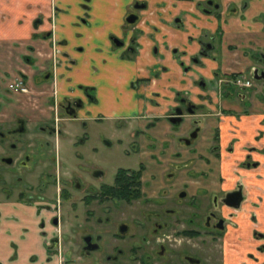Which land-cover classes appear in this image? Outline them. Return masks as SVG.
Masks as SVG:
<instances>
[{
	"label": "flooded vegetation",
	"instance_id": "1",
	"mask_svg": "<svg viewBox=\"0 0 264 264\" xmlns=\"http://www.w3.org/2000/svg\"><path fill=\"white\" fill-rule=\"evenodd\" d=\"M179 1L194 5V9L183 11L177 18L184 29L186 19L195 22L191 28L194 32L200 22L207 25L203 31L198 30L199 34L189 30L187 38L196 43L195 53L189 49L174 50L182 83L191 88L174 90L173 96L160 92L162 71L170 70L159 66L154 72L151 70L148 78L140 77L130 83L126 96L136 100V109L130 111V116L119 115L121 103L107 95L109 101L104 88L108 84L104 81L92 79L91 86L80 84L72 88L71 95L59 94L60 55H70L59 49L61 43L56 45L55 7L47 19L52 27L47 37L53 40L48 54L50 64L42 66V73L32 81L25 70L10 78L8 70L15 68L12 62H8V69L0 68V206L37 205L39 214L44 215L41 233L50 237L49 249L57 255L58 264H73L65 258V242L69 244L67 252L75 258L74 264H264V124L254 126V137L249 139L241 132L240 139L234 136L224 144L223 129L217 125L211 132L202 121L211 111V104L219 103L207 94L216 82L226 85L221 96L244 99L259 93V99L264 98V0ZM84 8L87 13L83 14L89 18L90 5ZM146 9L145 0L134 2L125 26H136V31L148 25V19L141 17ZM135 19L134 23L129 22ZM47 20H35L34 28L43 27ZM132 39L135 41V36ZM113 41L115 48L125 47L124 40ZM136 51L132 44L125 56L136 58ZM36 61L34 58L29 62L32 70L39 65ZM70 63L77 61L71 59ZM112 75L111 80L117 78ZM42 77L53 89L49 95L41 92L51 101L53 112L45 122H32L12 106L18 96L31 104L36 101L40 92H35V88L39 90ZM101 89L103 98L111 103L109 117L118 116L124 122L123 129L134 139L126 156L149 148V161L137 169H119L113 183L108 184L102 161H87L81 156L74 164L66 165V178L59 174L55 178L52 172L57 169L53 171V165L57 168L59 158H51L44 148L54 145L58 149L64 142L70 147L86 146L89 138L74 140L77 137L72 136L73 124L80 123L86 132L91 125L88 122L103 123L105 112L98 98ZM209 99L213 100L211 104ZM258 104L257 109L262 110ZM226 105L220 104L229 109L227 116L236 120L234 111L238 109L231 110ZM155 107L157 111L152 112ZM239 113L243 114L242 120L259 117ZM138 120L146 122L142 129H131ZM158 126L165 131L156 132L160 148L159 143H136ZM184 134L187 136L181 137ZM208 134L217 143L213 148L200 144L210 140ZM167 135L173 137L172 141L166 139ZM104 143L109 148L113 146L108 139ZM167 146H175L179 152L172 154L169 148L164 149ZM158 149L160 159L154 155ZM174 155L177 163L170 160ZM54 191L55 197L49 196ZM66 201L72 207L73 242L63 233L62 208ZM118 242H123L125 248H119Z\"/></svg>",
	"mask_w": 264,
	"mask_h": 264
},
{
	"label": "crops",
	"instance_id": "2",
	"mask_svg": "<svg viewBox=\"0 0 264 264\" xmlns=\"http://www.w3.org/2000/svg\"><path fill=\"white\" fill-rule=\"evenodd\" d=\"M136 1L138 0H101L100 14L96 13V16L93 14L91 20L100 21L101 28L89 31L85 37V42H90L91 54L80 62L71 64L70 60L76 58L75 49L68 43V39L71 40L74 35L71 31L74 24L69 16L74 0H9L8 2L0 0V11L8 13L10 17L6 24L0 22L3 59L15 64V68H9L8 72L13 76L25 70L24 72L35 75L38 72L31 70L32 68L27 65L34 58L41 59L40 68L50 64L48 54L52 50L53 40L48 39L44 26L39 29L34 28V22L51 18L55 7L56 45L61 43L59 49L70 55L69 58L60 55L62 63L58 68L59 83L57 84L59 94L71 95L77 85L91 86L92 79L100 80L103 76L104 82L108 84L104 86L106 96L110 95V98L116 99L118 89L120 92H126L132 81L140 77L148 78L151 70L154 72L159 66L170 70L162 71L158 85L160 92L173 96L174 90L187 91L191 85H183L181 67L173 54L176 48L182 51L189 49L188 51L192 53L197 51L196 43L189 42L187 38L195 22L186 19L187 27L184 29L177 21L183 11L194 9V5L179 0H145L147 9L141 12V17L148 19V25L137 26L138 29L135 31L136 26L135 28L125 26V20L130 6ZM90 8L91 12L92 7ZM206 27L204 22H200L198 30L203 31ZM198 30L191 32L199 34ZM6 34L8 37H5ZM134 36L135 41L132 39ZM113 38L124 40L125 47L115 48ZM19 44H24L26 48L12 55L13 50L21 49L22 46ZM132 44L138 50L135 53L136 58L125 56V50ZM27 47L32 51L28 52ZM39 50L44 53L45 58L37 57ZM112 74L117 75V78H114V82H109L111 76L113 77ZM36 91L38 89H35ZM38 94L36 101L32 104L26 102L19 112L32 122H45L53 112L52 104L50 105L51 101H48L47 96L42 95L41 92ZM152 110V112L157 111L156 107ZM42 216L44 217L39 214L37 205L12 203L0 206V264L59 263L57 255L49 249L50 237L41 233ZM49 231H52L51 228Z\"/></svg>",
	"mask_w": 264,
	"mask_h": 264
},
{
	"label": "rangeland",
	"instance_id": "3",
	"mask_svg": "<svg viewBox=\"0 0 264 264\" xmlns=\"http://www.w3.org/2000/svg\"><path fill=\"white\" fill-rule=\"evenodd\" d=\"M4 1L8 2L9 0H4ZM88 1L89 0H79V1L74 0L73 8L69 12L70 13L69 14L70 21L73 22V24H74V26L71 27V31L74 35H73L71 40L68 39V43H69V46H72L73 49H75L74 55L76 56V58L74 57V60L77 62H80L81 60L85 59L89 54H91V52L89 50L90 42H88V43L85 42V37L87 36L88 32L93 31V30L95 31V30H98L101 28L100 21H91L93 18V14H94V16H96V13L100 14V9L102 8L101 0H91L89 2ZM87 5H88V7H89V5H90V7H92L91 13L89 14V18H87L86 16H83V13H87V12H85V8H84ZM59 17H61V16H59ZM7 20H10L8 13H6L4 11H0V22L2 24H5L7 22ZM44 27H45V31H50L52 28L51 22L49 20H47V22H45V24H44ZM5 37H8L7 34ZM24 44H19L22 46L21 49L20 50L18 49L17 51H16V49H15V51L13 50L12 55L17 54V52H21L22 49L24 50V48H26V46ZM85 45H87V46H85ZM2 48H3V46H2V44H0V68L8 69V65H11V64H9L8 62L5 63V61L3 59V50L4 49H2ZM27 49H28L27 50L28 52L32 51L28 47H27ZM88 50H89V52H87ZM37 53H38L37 56H41V58L44 57V53L42 51L39 50ZM40 60L41 59H37V65L39 63L38 66L41 65V63L39 62ZM23 63L25 64L27 62H23ZM27 65H29V63ZM30 66H31V64H30ZM38 66L36 67V69L33 68V70L35 72H38V73H35V75H32L31 72L28 73L29 74L28 76L30 78H32V81L34 80V78H33L34 76L40 75L43 71V69H41V68L39 69ZM17 75H22V73L14 74L10 78L17 76ZM29 77H27V78H29ZM111 79H109V82H114V80H111ZM100 80L104 81L103 76L100 77ZM41 83L42 84L40 85V88H39L40 91L38 90L37 92H45L46 95L52 94V92H53L52 87L47 85V83L44 82L43 77L41 79ZM217 83L218 82H216L215 84L210 86V88L208 89V92L206 91L207 94L214 97L215 102H219V103L217 105H213V104H211L212 99H209V102L213 107L211 108V111L208 112L205 119L202 120L204 122L205 128H207L208 130H211V132H212L213 127H215L217 125L220 126L223 129V133H222L221 138L223 139L222 142L224 144H227L230 140L234 139L233 138L234 136H237L238 137L237 139H240L242 137V135H245L249 139L254 137V133H255L254 126L256 124H259V123L264 124V119L262 120V118H263L262 116H264V98L259 99V97H258V96H260L259 93L251 94V95L245 97L244 99L227 98V97H224L223 95L221 96V94L224 93L226 90L224 88L226 86L225 83H223L222 85L217 84ZM33 86H34V84H33ZM37 86L39 87L38 84H37ZM34 88H35V86H34ZM263 91H264V89H263ZM100 92H101V96H100V94L98 96V98L100 99V105L99 106L105 112L104 115H102L104 117L103 123L99 125V124H95L94 122H88V124H91V125L86 130V132H84V128H82L80 123H74L73 124L72 136L77 137L74 140L77 142L83 137L89 138L86 146H84V147L83 146H75V147L71 146L70 147V143L64 142L61 144L60 148H58V149L54 145L51 146L50 148L49 147L44 148L43 151L48 153V155L51 158H57V159L59 158L58 159L59 162L57 163L59 165L57 166V168L53 165V171H55L57 169L56 172H52L53 176L55 178L57 176H59V177L61 176L62 178H66L67 177L66 173L68 172L66 165L68 166L69 163L74 164L75 159H77V157H81V156L83 158H85L87 161H93V160L102 161L101 166L103 167V169L107 173L106 178L104 180L108 184L113 183L114 178H115V174L119 169H137L139 167V164L147 163L149 161V156H151L149 154V151H150L149 148H147V150H145L142 153H139V154L138 153H132L131 156H126V151H128L130 149V147H131L130 145L134 141V139L131 138L129 136V134L123 129V123L124 122H121V120H118L117 119L118 116L109 117L108 114L112 112V110L110 109L111 103L109 102V101H111V99H109V97L106 96L109 99V101H107L106 99H104L105 94L103 93L102 89L100 90ZM116 95H117L116 99H118V103L119 104L121 103V105H120L121 108H119L120 112H118L119 115H123L124 117L130 116V114H131L130 111L133 110V112H134V110L136 109V100L133 98H127L126 92L125 91L120 92V89H118V92H116ZM262 96L264 97V92H262ZM242 100H244V101H242ZM3 101L5 102V100H3ZM232 101H233V103H232ZM26 102H29V101L25 97H21V96L14 97V104H13L12 108H14L15 110H18V112H19V111H21L20 109L23 107V104ZM259 102L263 106L262 110L257 109L260 106L258 104ZM222 103H228V105H226L225 107L230 108L231 110L233 109V107L238 109V111H234V113H236L238 115L237 117L235 116L236 120L227 116L226 112L229 109H224V106L221 107L220 104H222ZM7 105L9 106V103L6 104L5 106H7ZM240 109H243V110L239 111ZM9 110L10 109L5 110L6 111L5 113L7 114ZM239 112L251 113L252 116L258 115L259 117H258V120H254V121L251 118H247L246 120H242L240 118L243 114H240ZM171 113H172V110H171ZM233 115H235V114H233ZM49 116H51V114H49ZM232 117H234V116H232ZM220 118L222 120H223V118H225V121L221 122ZM259 118H260V120H259ZM188 119L190 120L192 118H188ZM195 119H197V118H195ZM144 123H146L144 120L135 121L134 127H132L131 129H133V130L140 129ZM161 124L166 125L165 122H162ZM191 124L192 123L190 122L189 126H188V123H186L185 125L188 126L189 129L191 130L193 127ZM38 130H34V133H38ZM157 131H161L162 134H165L163 127L158 126V128L156 130H152L151 132H147L143 137L136 140V143L141 145V146H147V144H149V143H159V145H157V148H160V146L162 145L161 142L158 140H155V139L159 138L158 136L156 137ZM241 132H242V135L240 134ZM215 135H216V132H215L214 136ZM179 136H177V137H179ZM185 136H187V134H184L181 137H185ZM210 136L211 135L208 134V137L210 140L205 139V140H202L200 143V144H203L205 146V148H209V147L213 148L215 145H217V143L214 140L212 141L213 136L212 137H210ZM171 138H173V137H171L170 135L166 136V139L171 140ZM200 138H201V136H200ZM72 139H73V137H72ZM105 139H108V140L113 142V146L111 148H109L104 143ZM175 143H176V141H175ZM235 143H237V141H235ZM168 148H169V150H171L172 154H174V152H177V153L179 152V149L175 148V146H171V147L167 146L164 149H168ZM161 149H163V148H161ZM160 152H161L160 150L158 153H156V151H154L155 154L153 152H152V154L156 155L157 159H160L162 157V155H160ZM167 152H168V150L165 153H167ZM175 159L176 160L178 159L175 155L170 158L172 163H177V161H175ZM226 166H228V165H226ZM146 167H148V166L146 165ZM57 174H59V175H57ZM147 178H149V177H147ZM51 195H53V197H55V195H56L55 191L52 192V194H49V196H51ZM2 197L5 198L4 196H2ZM65 204H66V207L62 208V216L65 219L63 221V233L65 232V235L68 236V239L73 242V241H75V239L73 237H70V223L72 221V215H73L72 207H71V205L68 204L67 201ZM68 245L69 244H67V242H65V245H64L65 253H66L65 258H67L69 260V262L71 261V263L74 264V263H76L75 258H73L71 256V254L67 252V251H69ZM117 245L119 248L120 247L125 248V244L123 242H118ZM129 245L132 246V244L130 242H129Z\"/></svg>",
	"mask_w": 264,
	"mask_h": 264
},
{
	"label": "water",
	"instance_id": "4",
	"mask_svg": "<svg viewBox=\"0 0 264 264\" xmlns=\"http://www.w3.org/2000/svg\"><path fill=\"white\" fill-rule=\"evenodd\" d=\"M135 21H136V19L135 20H132V21L129 20L130 23H134ZM172 121H175V120H172Z\"/></svg>",
	"mask_w": 264,
	"mask_h": 264
}]
</instances>
